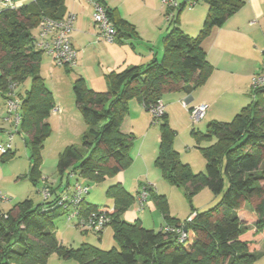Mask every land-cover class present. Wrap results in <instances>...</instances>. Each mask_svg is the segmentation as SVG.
<instances>
[{
	"label": "trees",
	"instance_id": "trees-1",
	"mask_svg": "<svg viewBox=\"0 0 264 264\" xmlns=\"http://www.w3.org/2000/svg\"><path fill=\"white\" fill-rule=\"evenodd\" d=\"M63 1L33 0L0 12V97L4 103L11 100L10 86L16 85L11 93L19 100L17 133L26 137L30 174L36 175L33 182L37 187L41 177L40 151L51 133L48 118L55 99L39 75L43 52L34 47L32 31L43 17L62 19L55 13ZM204 1L207 14L196 37L181 31L176 18L170 21L172 28L162 41L160 61L109 72L104 76L105 92L88 89L81 77L75 80L72 89L75 107L87 130L80 146H68L58 156L57 172L61 181L65 178L60 191L50 187L51 197L40 205L33 206L25 200L0 213V264H46L52 254L78 264L256 263L259 242L264 238V89L251 92V102L231 121H211L203 132L192 129L197 141L210 144L200 148L205 158L204 172L194 173L180 161L166 116L159 120L160 142L154 166L167 183L183 189L191 214L181 222L169 216L165 196L149 189L148 199L157 205L165 226L186 228L182 242L178 241L176 232L163 229L155 232L143 228L139 221L126 222L122 216L134 203L135 196L119 183L106 189L112 208L87 203V195L80 204L83 216L98 209L109 211L107 227L112 231L115 247L102 250L87 243L66 247L54 234L53 221L63 214L58 200L66 187L81 179L87 183H80L88 186L101 184L106 177H113L131 165L133 136L121 131L130 101L139 99L148 112L164 95L190 94L206 81L212 66L202 42L240 9L245 0ZM108 13L117 32L115 42L123 38V29L131 37L133 27L122 19L114 22L109 9ZM27 79H30L29 89L19 91ZM7 153L11 151L3 153L1 158ZM71 175L76 177L72 184ZM203 188L221 198L210 209L199 212L191 199Z\"/></svg>",
	"mask_w": 264,
	"mask_h": 264
},
{
	"label": "crops",
	"instance_id": "crops-1",
	"mask_svg": "<svg viewBox=\"0 0 264 264\" xmlns=\"http://www.w3.org/2000/svg\"><path fill=\"white\" fill-rule=\"evenodd\" d=\"M193 1L195 5L191 9L182 4L177 10L168 11L161 5L160 0H110L107 7L113 21L118 22L122 19L134 29L131 37H129L128 30L123 29L124 36L121 41L112 44L99 39L97 30L91 20L92 10L87 0H64L55 15L59 18H65L68 15L74 16L69 37L72 46L78 53L76 62L79 68L87 60L88 53L94 52L96 56L100 57V54H102L100 50L109 48L110 55H107L108 59L105 62L107 64L105 66L106 70L103 66L102 70L104 69L106 73L108 71L121 72L130 67L146 66L152 60L160 61L163 56L162 41L170 31L168 23L175 18L177 19V27L181 31L191 37H196L202 27L208 8L204 0ZM202 48L206 53L208 63L212 66V71L203 85L194 89L190 94L177 92L166 94L161 99L165 106L167 122L172 128H174L172 122L178 118L182 120L180 122L182 126L183 122L187 121L189 123V110L198 105L207 106L203 121L201 120V126L211 121L229 122L243 107L251 102L252 78L259 71L264 57V0H245L243 6L231 15L220 28H214L210 32L203 40ZM56 99L55 107L59 109V113L51 112L49 117L59 116L65 110L61 107L59 98L56 97ZM137 101L135 108L137 111L133 110L129 113V110L126 118L132 119L135 113L137 117L134 121H138V124L146 129L150 123V119L147 118L149 112L144 109L140 100L137 99ZM2 107H4V104ZM185 119L186 121H184ZM121 131L124 134H130L124 130L123 126H121ZM148 136L149 133L143 136L140 144H133L131 154L133 163L131 167L139 164L141 167L139 168L141 171L139 175L146 174L145 176L148 179L152 177L157 182L160 172L155 168L153 161L157 156L159 145L145 144L148 143ZM154 138L157 139L155 136ZM173 147L175 150L177 149L174 144ZM179 158L182 163L189 165L193 170L192 172L195 171L190 159L187 160L181 157L180 154ZM204 164V161H202V164H200L202 170L198 171L199 173L205 171ZM125 173L128 172L117 174L116 181H114V178L110 179L108 187L119 183L128 193L136 197L131 193L132 189L130 187H127L129 189L126 188ZM75 178L72 175L70 177L71 180ZM53 182L50 186L57 188L59 184L65 182V178L62 177V181L59 178ZM80 182L87 183L82 179ZM151 189L154 193L160 195L157 192L156 185L155 187L151 185ZM86 202L95 205L88 199H86ZM181 204L182 207L178 210L172 208V203H169L168 213L171 218L182 222L188 219L191 213L190 209L187 210L182 202ZM149 205L148 199L145 208L149 209ZM110 206L112 207V204ZM144 210L137 211V202L134 199V203L123 214L122 218L128 223L139 221L143 228L147 221V224L150 223L153 228L158 223V231L165 226L163 217L159 212L151 213L150 217L145 218ZM152 227L148 230L156 232ZM102 235L101 233L99 238ZM60 243L64 244L62 241ZM82 243L90 244L88 241ZM257 253L259 257L255 264H264V238L259 242ZM58 259L56 255L52 254L46 264H50L51 261V264L66 263L59 262Z\"/></svg>",
	"mask_w": 264,
	"mask_h": 264
},
{
	"label": "rangeland",
	"instance_id": "rangeland-1",
	"mask_svg": "<svg viewBox=\"0 0 264 264\" xmlns=\"http://www.w3.org/2000/svg\"><path fill=\"white\" fill-rule=\"evenodd\" d=\"M13 1L18 3L21 2V4L26 5L31 3L33 0ZM171 28V24L168 23V29ZM32 35L36 37L37 28L32 31ZM100 51H102L100 57L96 56L94 52L88 53L86 58L87 60H85L81 68L77 66V62L72 68L57 66L47 54L43 53L42 55L39 65V75L43 79L46 87L52 92L55 101H57L56 97L59 98L61 107L65 110L63 114H60L59 116H51L48 118L51 133L44 141L43 147L40 151V183L42 178L48 180L47 182L49 185L53 184V181L59 179V174L57 172V161L59 154L63 152V150L68 146H80L81 137L87 130L80 113L75 107V98L72 90L75 80L81 77L88 89H93L95 92H105L107 90V84L104 76L111 71H108L107 73L104 71L106 70L105 66L107 64H105V62L106 59H108L107 55H110V49L102 48ZM102 66L105 70H102ZM85 77L87 78L85 79ZM29 86L30 79H27L19 88V91L24 92L25 90L29 89ZM137 102V98H134L130 102L129 113H131L133 110L137 111L135 110ZM3 104L4 107H2ZM135 115L136 114L134 113L133 116ZM133 116L132 119L125 117L122 122L124 130L133 136L132 144H140L142 142L143 136L149 133L147 139L148 143L146 142L145 144L159 145L160 122L158 121L152 123L151 115L148 114L147 118L150 119L149 122L151 125L149 123L146 129H144L142 128V125L138 124V121H134L137 116ZM181 121L182 120L178 118L172 122L174 128L169 126L173 131V144L178 149L176 150L178 154L181 155V157H184L187 160L190 159L192 161V165H194L193 169H195L194 172L199 173L198 171L202 170V166L200 164H202V161L205 163V158L202 154V151H200V148H206L210 144L203 140L197 141L191 132L192 129L203 132L207 123L200 126L203 121L202 120L197 126H193L191 125L190 120L188 123L185 119L184 121L186 122H183L185 126L184 124L182 126L180 123ZM16 131L17 130L14 127L11 118H8L6 105L0 97V145L6 146V144H8L9 134H12L13 136L10 149L11 153H7L3 159L1 158L3 153H0V191L10 198V201L7 204L0 206V213L9 211L15 204L21 203L25 200L31 201L33 206L40 205L43 200L41 194L39 193V186L41 185H38V187L35 186L33 180L36 178V175L30 174V152L26 137L22 133H17ZM154 136L157 137V139L154 138ZM132 152L133 148L130 150V156ZM132 163L126 170L123 171L128 172L125 173L126 188L130 187L132 189L131 193L136 195L142 186H147L149 184L154 185L155 187L156 185L157 192H159L160 195L164 193L163 195L166 198L168 206L169 203H172V208L179 210L182 207V202L187 210L189 209L188 200L184 195L183 189L170 185L160 175L157 182H155L152 177L148 179L145 176L146 174L142 173L139 175V173H141L139 168L141 167L139 164L131 167ZM203 167H205V164ZM135 175H138L136 176L138 178H136ZM115 177H117V175L113 177L108 176L101 184L98 185L90 184V191L86 196V199H88V201H92L98 207L106 206L112 208L110 206L112 202L106 197L105 193L110 179L114 178V181L117 180ZM132 179L135 180L129 182ZM73 181L74 180L70 179V184H72ZM63 186L64 182L62 185L59 184L56 189L58 190L59 187V189H61ZM219 198H221V195L215 196L207 188H203L192 197L191 203L193 207L199 212H204L213 207L219 201ZM149 204V209L144 208L145 218L150 217L149 215H151V213H160L154 201L149 199ZM147 222L144 224V228L151 229L153 225L150 223L147 224ZM53 223L56 239L59 242L62 241V243H64L63 245L66 247L75 248L83 241H88L90 245L98 247L102 250H110L116 246L112 238V231L109 227H107L102 232L103 235L101 238H99L100 236L93 232H83L76 229L73 225L66 221L64 214L55 218ZM155 225L156 227L152 228L158 231V223ZM58 260H60L59 262H66L59 264H78L73 259Z\"/></svg>",
	"mask_w": 264,
	"mask_h": 264
},
{
	"label": "built area",
	"instance_id": "built-area-1",
	"mask_svg": "<svg viewBox=\"0 0 264 264\" xmlns=\"http://www.w3.org/2000/svg\"><path fill=\"white\" fill-rule=\"evenodd\" d=\"M110 0H87L91 7V20L93 26L97 30L98 37L105 43L112 44L116 41L117 32L109 18L107 3ZM161 5L168 11L177 10L183 4L186 8L191 9L195 2L193 0H160ZM21 6V2L13 0H0V12L7 9H14ZM73 15H68L62 19H51L43 17L37 28V35L33 38L34 47L47 54L57 66L72 68L76 64L78 53L71 44L69 34L72 30ZM264 89V57L261 67L257 74L252 78L251 92ZM16 90V85L10 86V96L12 99L6 101V110L8 118L18 130L20 117L18 114L19 100L13 97L11 92ZM165 106L161 100H158L148 110L152 118V123L158 122L165 115ZM207 106L198 105L189 110V120L191 125L197 126L203 119ZM53 113H59V109L54 107ZM17 132V131H16ZM12 134L8 136V144L0 145V153H6L11 149ZM39 193L42 197V202L47 201L51 197L50 185L47 180L41 179L39 183ZM151 185L142 186L138 190L135 200L137 202V211L141 212L146 207L148 200V190ZM90 187L80 182H74L72 185L64 189L63 194L58 200V205L61 206L66 221L76 227L80 231H90L93 233L103 232L110 221L109 211L98 209L90 212L87 216L81 214V201L84 196L88 195ZM10 201V198L0 191V206L5 205ZM165 232H176L178 241L182 242L185 239V233L180 228H172L164 226Z\"/></svg>",
	"mask_w": 264,
	"mask_h": 264
},
{
	"label": "water",
	"instance_id": "water-1",
	"mask_svg": "<svg viewBox=\"0 0 264 264\" xmlns=\"http://www.w3.org/2000/svg\"><path fill=\"white\" fill-rule=\"evenodd\" d=\"M183 232H186V228L185 227L183 228Z\"/></svg>",
	"mask_w": 264,
	"mask_h": 264
}]
</instances>
